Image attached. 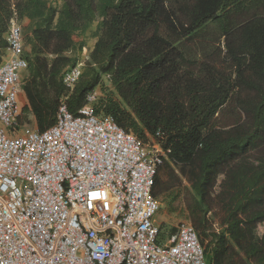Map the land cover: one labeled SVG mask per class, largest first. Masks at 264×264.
Masks as SVG:
<instances>
[{
  "label": "trees",
  "instance_id": "16d2710c",
  "mask_svg": "<svg viewBox=\"0 0 264 264\" xmlns=\"http://www.w3.org/2000/svg\"><path fill=\"white\" fill-rule=\"evenodd\" d=\"M25 20L19 124L43 132L100 91L95 115L160 146L151 196L186 216L206 264H264V0H0V63Z\"/></svg>",
  "mask_w": 264,
  "mask_h": 264
},
{
  "label": "built area",
  "instance_id": "2783aa9c",
  "mask_svg": "<svg viewBox=\"0 0 264 264\" xmlns=\"http://www.w3.org/2000/svg\"><path fill=\"white\" fill-rule=\"evenodd\" d=\"M0 63V264H206L189 223L170 238L151 196L163 160L108 116L96 93L76 116L64 103L39 132L20 125L19 82L27 68L22 27L12 21ZM82 63L68 68L72 89Z\"/></svg>",
  "mask_w": 264,
  "mask_h": 264
},
{
  "label": "rangeland",
  "instance_id": "374dc122",
  "mask_svg": "<svg viewBox=\"0 0 264 264\" xmlns=\"http://www.w3.org/2000/svg\"><path fill=\"white\" fill-rule=\"evenodd\" d=\"M91 29V27H90ZM93 30H89L87 32L88 36H82V38H92L91 34H92ZM78 39H81V37H78ZM88 49L87 47L85 49L82 50V52L78 55V62L83 63L85 62V60L88 58ZM96 95H100V91L96 92ZM29 127L33 128L36 130L34 125H28ZM152 143H148L146 146L147 150L150 149ZM160 209L155 217V222L156 224L160 227L163 236H164V241H166V239L170 238L171 235H173L176 231V228L179 224L181 223H189L190 222L186 219V216L180 211V209L176 210V211H171V209L169 208L168 204H169V199H163V197H161L160 199H157ZM191 225V224H190Z\"/></svg>",
  "mask_w": 264,
  "mask_h": 264
},
{
  "label": "crops",
  "instance_id": "0c3cea01",
  "mask_svg": "<svg viewBox=\"0 0 264 264\" xmlns=\"http://www.w3.org/2000/svg\"><path fill=\"white\" fill-rule=\"evenodd\" d=\"M27 25H28V21L27 20H25L21 24L22 27H25ZM96 25H97V23L92 24L91 25V29L89 28L88 31L89 30H91V31L93 30L94 31L95 28H96ZM85 36H88V34L86 33ZM82 39L85 41V47L83 49H85L87 47V49H88L87 55H88L90 53V51L92 50L96 39H94V38H85L84 39L82 37H81V39H78V37L76 38L77 41L82 40ZM23 50H24L25 53L29 52V48H27V47H23ZM4 54H6V50H4ZM23 76H25V73L23 74ZM20 102H21L22 107L25 106L26 103H27L23 93H20Z\"/></svg>",
  "mask_w": 264,
  "mask_h": 264
}]
</instances>
